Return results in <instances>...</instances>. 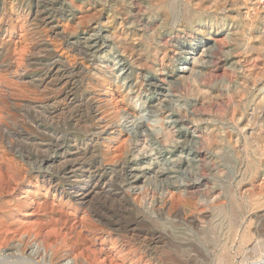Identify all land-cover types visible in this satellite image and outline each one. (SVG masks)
<instances>
[{
	"label": "rangeland",
	"instance_id": "rangeland-1",
	"mask_svg": "<svg viewBox=\"0 0 264 264\" xmlns=\"http://www.w3.org/2000/svg\"><path fill=\"white\" fill-rule=\"evenodd\" d=\"M164 1L0 0L4 257L34 247V263L57 264L61 247L68 264L261 261L264 139L252 170L240 127L255 108L264 125V49H254L264 44V0ZM198 41L220 50L193 72L183 52ZM192 134L201 153L189 165ZM40 170L57 176L58 192ZM84 182L96 195L80 205ZM123 243L142 249L126 262Z\"/></svg>",
	"mask_w": 264,
	"mask_h": 264
},
{
	"label": "bare ground",
	"instance_id": "bare-ground-1",
	"mask_svg": "<svg viewBox=\"0 0 264 264\" xmlns=\"http://www.w3.org/2000/svg\"><path fill=\"white\" fill-rule=\"evenodd\" d=\"M245 1V0H244ZM173 2H174V0H173ZM221 3V2H220ZM229 3V2H228ZM245 3V2H244ZM170 0H165L164 1V3L162 4L165 8H170ZM190 4V3H189ZM197 4V3H196ZM235 4V3H234ZM249 4V3H248ZM202 6V5H201ZM226 6H228V5H226ZM249 6H251V5H249ZM234 7V6H233ZM239 7V6H238ZM248 7V6H247ZM218 8V7H217ZM258 8V7H257ZM254 9H255V7H254ZM264 9V8H263ZM194 10H195V8H194ZM232 10V9H231ZM244 10V9H243ZM252 10V9H251ZM258 10V9H257ZM213 11H214V9H213ZM217 11V10H216ZM230 11V10H229ZM233 11V10H232ZM208 12V11H207ZM206 12V13H207ZM215 12V11H214ZM234 12V11H233ZM247 12V11H246ZM255 12H256V10H255ZM171 13V12H170ZM203 13H204V10L202 9V7L201 8H199V9H197V13H196V15L195 16H197V18H200L202 15H203ZM190 14V13H189ZM211 14V13H210ZM254 15H253V10H252V14L251 13H247V17L246 18H249V20H250V18H253L254 19V17H253ZM238 20V19H237ZM248 20V21H249ZM240 21V20H239ZM252 22V21H251ZM250 24V23H249ZM240 25H242L241 23H240ZM247 26H249V25H247ZM245 29V28H244ZM248 30V29H247ZM258 34V33H257ZM257 38V37H256ZM81 44V43H80ZM217 44V43H216ZM251 48H253V47H251ZM254 49H259V50H263L264 49V44L262 43V42H259V46H256V47H254ZM218 50H220L219 48H218V46L217 45H210V44H208V42H206V41H198V42H196V43H191L189 46H187L185 49H184V52H183V54L185 55V58H186V61H188V63H191L192 65H193V68H192V70L191 71H195L194 69L196 68V66H199V65H201V64H204L205 63V61L208 59L209 61L210 60H212L213 59V56L214 55H216V53H217V51ZM220 52V51H219ZM261 56V55H260ZM262 57V56H261ZM264 58V57H263ZM202 66V65H201ZM123 71V70H122ZM261 71H263V70H261ZM23 73H24V71H23ZM191 74V73H190ZM210 74V73H209ZM247 75V74H246ZM193 77V79H195V77H194V75H192ZM27 77V76H26ZM190 77V76H189ZM263 77V76H262ZM255 78V77H254ZM191 79V78H190ZM264 81V80H263ZM258 82V81H257ZM260 82V81H259ZM253 84V83H252ZM262 84V83H261ZM164 85V84H163ZM162 84H160V83H158V82H155L154 81V83H153V86H154V88L156 89V90H158V91H163L164 92V90H165V88H164V86H163ZM249 86V85H248ZM255 86V85H254ZM253 86V87H254ZM257 86V85H256ZM252 87V88H253ZM249 88H251V87H249ZM260 90H262L261 91V94L259 95V99H258V103L264 108V87H262V88H260ZM248 91V90H247ZM252 91V90H251ZM241 96V95H240ZM243 101V100H242ZM240 105V104H239ZM239 108V107H238ZM241 108V107H240ZM251 111H253V110H251ZM256 111H257V109L255 108V110H254V113H252L251 115H249V120H247V123L243 126L242 125V127H240V133H241V135L240 136H244V138H245V147H247L248 149H246V151H247V155H248V157L250 158V169H257L258 168V166H257V157H260L262 154H260V153H256V151L254 150V143L258 140V139H264V125H261L260 124V122H255L254 121V117H255V113H256ZM261 113V112H260ZM262 113H264V112H262ZM243 115H244V113H243ZM237 116V115H236ZM244 117V116H243ZM236 119H237V117H236ZM140 120V119H139ZM242 120H243V118L241 117L240 118V123L242 122ZM137 121H138V119H137ZM264 121V120H263ZM139 122V121H138ZM141 122V121H140ZM144 122V121H143ZM142 122V123H143ZM140 124V123H139ZM143 125V124H142ZM144 130H145V127H144ZM6 131V130H5ZM145 132V131H144ZM238 133V132H237ZM134 134V133H133ZM171 134H170V131H167V133H166V136H170ZM187 135V134H186ZM188 136V135H187ZM230 138V137H229ZM240 138H242V137H240ZM159 139V138H158ZM170 139V138H169ZM173 140V139H172ZM213 140V139H212ZM241 140V139H240ZM186 141V140H185ZM238 141V140H237ZM186 143V142H185ZM244 143V142H243ZM212 144V143H211ZM203 145V144H202ZM240 145V144H239ZM243 145V144H242ZM257 145V144H256ZM260 145V144H259ZM258 145V146H259ZM200 142H199V138H196V136L195 135H190V140L188 141V143L187 144H185V145H183V150L184 151H186L187 149H188V151L190 152V154H188V156L186 157V162H188L189 163V165H190V163L191 162H196V160H197V157L199 156V153H201V151H200ZM256 148V147H255ZM258 148V147H257ZM259 149V148H258ZM239 150V149H238ZM253 152H252V151ZM264 151V150H263ZM264 153V152H263ZM61 155H55V156H52V157H48L47 159H46V164H47V166L49 165V167L51 166V167H54L55 168V166H57V163L61 160V159H63V158H65V157H67V155L66 154H64V153H60ZM241 157V156H240ZM264 157V156H263ZM146 158V157H145ZM144 158V159H145ZM200 158V157H199ZM241 160V159H240ZM198 161V160H197ZM50 167V168H51ZM41 171V170H40ZM53 171V170H52ZM198 171V170H197ZM197 171H196V173H197ZM40 173V175H42V177L44 178V182L48 185V187H50V189L51 190H54L55 192H58L60 189H61V186H60V183H58V181H57V176H55V174L53 173V172H51V171H44V172H39ZM113 172H109V173H106V176L107 177H109V176H112L111 174H112ZM134 174V173H133ZM166 175L167 177H169L170 175V173L168 172V170H165L164 169V171L162 172V173H160V175ZM195 175V174H194ZM40 177V176H39ZM137 177V175L135 176V178ZM132 179L131 181H130V183L128 184V186H132V185H137L138 183H139V180L136 178V179ZM169 178H172V177H169ZM131 179V178H130ZM112 180V179H111ZM111 182V181H110ZM117 182V181H116ZM112 184V183H111ZM114 184V183H113ZM120 184V183H119ZM47 185H46V187H47ZM118 185V184H117ZM82 186V185H81ZM113 186V185H112ZM115 187H117V186H115ZM97 188V187H96ZM96 188H95V186H93L90 182H84V184H83V186L80 188V190L78 191V195L79 194H81V196L82 197H80V198H76V201L81 205V204H87L88 202H87V200L91 197L92 198V196H93V194H95L96 195ZM197 188H198V185H197V183L196 184H193V185H187V190H194V189H196L197 190ZM114 189V188H113ZM75 190V189H74ZM119 194L118 195H123V196H125V193H126V191H127V188H126V186H123L122 184L121 185H118V188L117 189H115ZM72 191V190H71ZM98 191V190H97ZM192 192V191H191ZM61 193V192H60ZM100 193V192H99ZM64 194V193H63ZM66 194V193H65ZM73 194V193H72ZM72 194H70V195H72ZM97 194H98V192H97ZM94 195V196H95ZM92 200V199H91ZM94 200V199H93ZM254 205H260L259 204V202H257V203H255ZM254 210V209H253ZM258 218V217H257ZM85 223V222H84ZM83 223V224H84ZM89 223V222H88ZM86 226V225H85ZM89 226V225H88ZM94 226V225H93ZM96 226V225H95ZM89 227H91V226H89ZM88 227V228H89ZM131 229V228H130ZM97 231V230H96ZM96 231H94V229H92V232H96ZM4 232V231H3ZM131 232V231H130ZM0 233H2V232H0ZM38 233V232H37ZM133 232H131V234H132ZM39 234V233H38ZM42 234V233H41ZM78 234V233H77ZM82 234V233H81ZM92 234H95V233H92ZM130 234V233H129ZM151 234V233H150ZM40 235V234H39ZM248 235V234H247ZM1 236V235H0ZM6 236V235H5ZM36 236H37V234H36ZM79 236H80V234H79ZM152 236V235H151ZM10 237V236H9ZM9 237H8V239H9ZM83 237V236H82ZM6 238H7V236H6ZM38 238V237H37ZM43 238V237H42ZM81 238V237H80ZM245 238V237H244ZM3 239H4V236H3ZM11 239V238H10ZM21 239V238H20ZM48 239V238H47ZM50 239V238H49ZM97 239V238H96ZM249 239V238H248ZM81 240V239H80ZM241 240H243V238L241 239ZM5 241V240H4ZM7 241V240H6ZM5 241V242H6ZM23 241V240H22ZM78 241V240H77ZM127 241V240H126ZM151 241H152V239H151ZM2 241H0V243H1ZM5 242H4V244H5ZM27 242V241H26ZM30 242V241H29ZM122 242V241H121ZM246 242H247V240H246ZM246 242H244V243H246ZM8 243L9 242H7V244H5V245H3V246H7L8 245ZM119 243V242H118ZM125 243V242H124ZM121 244V245H119V247L118 248H121V253H122V259H123V261H129L133 256H135V255H137V253L139 252V250H141L142 249V247H140L139 246V248H137V247H132V246H128V245H126V244ZM154 243V242H153ZM3 244V243H2ZM32 244V243H31ZM30 244V245H31ZM62 244V243H61ZM30 245H27V246H30ZM150 245L151 244H147L146 245V248L147 247H150ZM9 246H10V243H9ZM60 246V245H59ZM4 247V248H5ZM8 247V246H7ZM6 247V248H7ZM30 247H32V246H30ZM115 248V247H114ZM243 248V247H242ZM241 248V249H242ZM16 249V248H15ZM14 249V250H15ZM31 249V248H30ZM59 250H56V255L59 257L58 258V262H60V263H58L57 262V264H68L67 263V257L65 256V254H61V247L60 248H58ZM19 250H21V249H19ZM24 250H25V248H24ZM37 250V249H36ZM36 250H35V248L33 247L32 248V251L30 252V254H28V256H27V258H25L26 257V255H25V257H21L20 255H22V254H24V252L21 254V252H18V249H16V252H18L20 255H18V253H16L18 256H20V257H17L16 255H12V257L11 256H9V257H4V255H6V254H2L1 252H0V264H36V263H34V261H33V259H34V256L35 255H38L40 252L38 251V252H36ZM22 251H23V249H22ZM30 250H28L27 252H29ZM15 253V252H14ZM68 253V252H67ZM62 256H61V255ZM60 255V256H59ZM224 255V254H223ZM136 257V256H135ZM227 257V256H226ZM221 258V257H220ZM224 260V259H223ZM227 260V259H226ZM33 262V263H31V262ZM55 261H57V260H55ZM221 261V260H220ZM144 262V260L141 258V259H139V260H137L136 262H134L133 264H144L143 263ZM41 264H47L46 262L45 263H41Z\"/></svg>",
	"mask_w": 264,
	"mask_h": 264
},
{
	"label": "built area",
	"instance_id": "built-area-1",
	"mask_svg": "<svg viewBox=\"0 0 264 264\" xmlns=\"http://www.w3.org/2000/svg\"><path fill=\"white\" fill-rule=\"evenodd\" d=\"M260 260H261L260 262H258V263H252V264H264V254L262 255V257H261Z\"/></svg>",
	"mask_w": 264,
	"mask_h": 264
}]
</instances>
